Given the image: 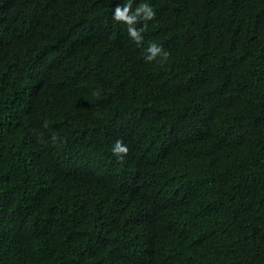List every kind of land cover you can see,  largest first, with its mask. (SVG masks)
<instances>
[{
  "label": "trees",
  "instance_id": "obj_1",
  "mask_svg": "<svg viewBox=\"0 0 264 264\" xmlns=\"http://www.w3.org/2000/svg\"><path fill=\"white\" fill-rule=\"evenodd\" d=\"M142 2L0 0V264H264V0Z\"/></svg>",
  "mask_w": 264,
  "mask_h": 264
},
{
  "label": "clouds",
  "instance_id": "obj_2",
  "mask_svg": "<svg viewBox=\"0 0 264 264\" xmlns=\"http://www.w3.org/2000/svg\"><path fill=\"white\" fill-rule=\"evenodd\" d=\"M155 18V12L153 7L147 3H140L135 10H132V0H127V3L121 5L117 4L113 10L112 19L116 22L123 23L128 26L127 31L129 37L140 46L143 43L142 33L147 29V21H151ZM144 21V24L139 29L134 27L138 21ZM148 55L145 57L146 61L151 62L155 61L159 56L162 58V62L166 61L170 55L169 52L165 51L162 46L158 45L155 42H150L146 49ZM47 127V123L44 125ZM53 140H56V137H53ZM128 147L123 143V141H116L112 149L113 155L122 159L123 156L128 154Z\"/></svg>",
  "mask_w": 264,
  "mask_h": 264
}]
</instances>
